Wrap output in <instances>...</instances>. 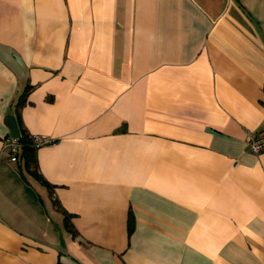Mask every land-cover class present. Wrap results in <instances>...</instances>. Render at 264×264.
Segmentation results:
<instances>
[{"label": "crops", "instance_id": "0c3cea01", "mask_svg": "<svg viewBox=\"0 0 264 264\" xmlns=\"http://www.w3.org/2000/svg\"><path fill=\"white\" fill-rule=\"evenodd\" d=\"M262 131L264 0H0V264H264Z\"/></svg>", "mask_w": 264, "mask_h": 264}, {"label": "trees", "instance_id": "16d2710c", "mask_svg": "<svg viewBox=\"0 0 264 264\" xmlns=\"http://www.w3.org/2000/svg\"><path fill=\"white\" fill-rule=\"evenodd\" d=\"M32 89H33L32 86H28L16 99L14 105H12L13 107L11 112L13 113L12 115L15 116L20 130V138H19L20 150L17 154L16 163L19 165V167H22L26 171H29L36 180L50 187L49 184L42 177V175L38 173L37 152L42 145L37 144L35 140V136L32 135L26 129L22 120V110L28 102V96L29 93L32 91ZM64 213H65V219H64L65 227L68 230V232H72V226L70 224V219L72 215L66 213V211H64ZM134 229H135L134 217L132 216V214H130L128 218L129 236L134 232Z\"/></svg>", "mask_w": 264, "mask_h": 264}, {"label": "built area", "instance_id": "2783aa9c", "mask_svg": "<svg viewBox=\"0 0 264 264\" xmlns=\"http://www.w3.org/2000/svg\"><path fill=\"white\" fill-rule=\"evenodd\" d=\"M35 140L38 145H42V146L50 143L48 139L39 136H35ZM248 145H249V150L256 155H259L260 153L264 152V131L257 134L249 133ZM4 149L7 151L10 161L16 163L17 154L20 150L19 139L9 137L5 141ZM263 169H264V165H263Z\"/></svg>", "mask_w": 264, "mask_h": 264}, {"label": "water", "instance_id": "95a60500", "mask_svg": "<svg viewBox=\"0 0 264 264\" xmlns=\"http://www.w3.org/2000/svg\"><path fill=\"white\" fill-rule=\"evenodd\" d=\"M5 124L9 128V135L11 138L19 139L20 138V130L18 127V123L16 118L12 114H8L5 117Z\"/></svg>", "mask_w": 264, "mask_h": 264}]
</instances>
